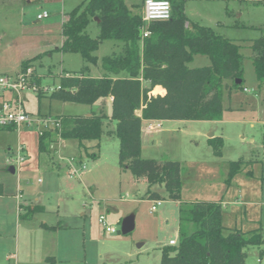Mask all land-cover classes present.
Wrapping results in <instances>:
<instances>
[{"label":"rangeland","instance_id":"1","mask_svg":"<svg viewBox=\"0 0 264 264\" xmlns=\"http://www.w3.org/2000/svg\"><path fill=\"white\" fill-rule=\"evenodd\" d=\"M124 1L132 13H141L143 0ZM184 1L185 14L190 22L211 28L242 45L243 87L248 92L237 90L228 94L224 88L219 121L162 122L160 134L144 145L141 157L179 162L181 201L219 203L222 225L226 229L247 232L260 227L264 238V83L259 86L256 80L249 47L252 40L264 36V0ZM35 2L27 8L25 18H21L22 25L30 27L22 33L20 20L11 16L6 18L8 15L1 17L4 13L0 7V44L5 48L9 41L1 31L15 40L11 47L21 41L36 42L37 50L30 52L36 58L32 61L35 71L40 75L51 74L56 84L58 77L73 76L86 64L79 54L63 53L44 46L47 40L57 41L59 13L64 10H54L58 0ZM41 10L50 13L51 21H57L49 29L43 26L44 21L34 23L37 11ZM86 32L95 39L99 32L97 24L90 23ZM119 50L120 44L116 42H102L93 53L98 63L89 66L87 75L100 77L103 73L100 60ZM9 54L12 52L7 49L0 53L8 58L0 67L2 72L11 75L16 68ZM209 65L206 57L197 55L188 67ZM21 99L25 110L33 116H40L39 112L54 120L61 114L86 116L89 112L103 113L107 117L105 128L111 130L114 127V122L109 121L110 104L104 101L89 106L61 102L47 96L38 104L37 95L32 92H23ZM49 126L54 129V123ZM213 137H220L224 142L220 158L214 157L209 147L208 141ZM52 139L57 140L56 132L52 133ZM53 145L58 146L57 143ZM20 146L25 149L21 154L25 161L13 164L16 173L11 175L7 171L8 160L17 157ZM74 146V141L66 142L71 155L72 152L76 155ZM63 147L59 142L62 156ZM118 148L115 136L104 135L98 157H82L85 172L80 178H70L65 168L58 170V176L46 171L42 164L50 166V157L48 153H39L38 134L34 128L23 126L19 130L0 131V158L5 156L4 162H0V183L8 193L0 198V264H47V255H42L45 250L55 256L57 264H160L161 248L168 246L169 240L178 242L179 239V204L167 199L162 185L149 187L146 179H136L130 171L122 170L118 165ZM50 154L57 156L51 151ZM240 159L244 164L229 178L228 163ZM37 162L42 165L39 169L35 167ZM27 164L32 165L31 169H25ZM17 186L24 188L22 203L34 202L37 198L36 203L42 205L45 212L34 213L30 220L17 218L11 200ZM149 192L157 193L161 200H149ZM152 206H155L154 211H151ZM20 213L25 216L26 212ZM130 215L134 217V229L122 235L121 222ZM100 216L105 217L115 233L104 230L98 222ZM58 220H61V228L53 232L46 228ZM244 252L245 264H264V245L260 248L248 246Z\"/></svg>","mask_w":264,"mask_h":264},{"label":"trees","instance_id":"2","mask_svg":"<svg viewBox=\"0 0 264 264\" xmlns=\"http://www.w3.org/2000/svg\"><path fill=\"white\" fill-rule=\"evenodd\" d=\"M167 1L171 7L169 20L147 26L141 13H132L124 0H83L66 14L61 26L60 51L79 54L86 66L69 78L60 76V90L49 99L89 106L111 99L109 121L114 122V127L105 128L107 117L103 113L61 115L57 117L60 126L56 135L60 140L76 143L79 159H96L102 137L115 136L119 142V167L130 171L136 179H146L149 187L162 185L167 199L179 204V239L177 245L161 248L160 264H245L244 249L264 245L261 232L226 229L219 203L181 201L180 163L144 159L140 155L143 121H219L223 89L228 94L244 91L242 45L211 28L190 22L184 0ZM92 22L99 31L95 39L86 32ZM142 28L150 33L146 38L140 35ZM104 41L120 44V50L100 60L103 71L100 77H90L89 66L98 63L93 53ZM249 47L260 86L264 83V36L252 40ZM197 55L206 57L210 65L189 68L188 64ZM35 59L23 62L21 70ZM143 83L148 86L144 87ZM155 87L163 89L164 94L149 95ZM37 97L40 99L42 95ZM138 111L140 116L136 114ZM52 141L51 132L39 136V153H48ZM208 143L212 155L220 158L222 138L213 137ZM242 164V159L228 163L229 178ZM3 195L0 184V196ZM148 195L149 200H161L157 193ZM36 212L42 213L44 208L29 207L20 218L30 220ZM46 228L56 230L61 224ZM259 254L262 256L263 252ZM46 263L57 264L53 256L47 257Z\"/></svg>","mask_w":264,"mask_h":264},{"label":"built area","instance_id":"3","mask_svg":"<svg viewBox=\"0 0 264 264\" xmlns=\"http://www.w3.org/2000/svg\"><path fill=\"white\" fill-rule=\"evenodd\" d=\"M171 15V7L167 0H143L141 8V16L143 23L147 26L151 22L166 21L169 20ZM47 12H42L37 16L38 20L48 18ZM149 31L142 28L140 35L142 38H146L149 35ZM62 77L69 78L70 75L65 74ZM60 90L59 83L57 84H41L39 76H37L31 67H27L24 70H20L15 76L0 75V95L3 91H9L13 94V101L0 102V129H12L19 130L23 126L34 128L39 136H43L46 132H57L60 126V119L56 118L52 120L50 117L33 116L27 113L22 106L21 94L23 92H32L36 95L50 96L52 93ZM245 92H248L244 88ZM54 123V129H51L49 124ZM161 121H149L144 130L147 132H153L161 129ZM60 139L53 140L49 146V150L56 154L59 161H63L66 164L67 175L70 178H80L85 172L86 166L79 158L64 157L60 154L59 150ZM58 146H54L53 144ZM23 147H18L17 157L14 160H10L9 163L19 164L24 161L22 156ZM158 202V201H157ZM155 202V203H157ZM155 210V206L151 207V211ZM98 222L103 226L107 233H115L114 228L107 224L104 216H100ZM177 242L170 240L168 246H175Z\"/></svg>","mask_w":264,"mask_h":264},{"label":"crops","instance_id":"4","mask_svg":"<svg viewBox=\"0 0 264 264\" xmlns=\"http://www.w3.org/2000/svg\"><path fill=\"white\" fill-rule=\"evenodd\" d=\"M35 1L36 0H0V7L2 8L1 13H4L3 15L1 14L2 15L1 17L5 18L6 15H8L6 18H8V17L10 18V16H11L12 19L15 17L16 19L20 20V23L19 24L21 26V33H22L23 30L30 28V27H27L26 25L23 26L21 22H23L22 20L26 16L27 8H30V6L33 3H36ZM82 1L83 0H58V2H55L56 3L55 4L56 6H54L53 4H51V5H53L56 8L54 10L60 11V12H62L64 10V12L59 13L60 14V19H59L60 25H59L58 39H57V41H54V40L53 41H48V40L45 41L43 44H44V46L46 48L50 49V48H53L54 47L55 50H58V51L60 50L59 48L62 45L61 26H62V24H63V22L65 20L66 14L68 13L65 10H67L68 8H72V7L74 9ZM141 8H142V6H141ZM42 12H45V11L44 10L37 11L36 16H35V22L34 23H38V22L44 21L43 26L45 27V29H49L50 26L53 25V24H55V22H57V21H51L50 20V17H51L50 13H48V15H49L48 18H45V19H42V20H38L37 19V16L39 14H41ZM21 18H22V20H21ZM1 33L9 41H7V43H5L6 44L5 45V48H4V44L3 45L0 44V53H3L4 51H6V49L9 52H12V54H9L8 56L14 62V65H15V68L16 69H15V71L11 75H8V73L2 72L3 69H1V67H0V75H4V76H15L22 69V63L23 62H27V61H30V60L33 59L32 54L30 52H34V50H37L38 44L36 42L35 43H31L30 40H28V41H21V42H19V44H16L15 47H11V45L15 42V40L13 38L8 37L2 31H1ZM22 36H24V35L22 34ZM47 39H49V38H47ZM0 41H1V38H0ZM1 57L2 56H0V66H2V64L4 62H7L8 61V60H6L8 58H5V57H2L1 58ZM33 63L34 62H29V67H31L34 70L35 74L37 76H39V81H40L41 84L51 85V83L52 84L55 83V80H54V78L51 77V74H48V75H40V74L36 73ZM49 78L51 80H53V81H51V80L49 81ZM57 83H58V79H57L56 84ZM143 86L144 87H147L148 85H147V83H143ZM163 94H164V91L160 87H155L149 93V95H153V96H155V95H163ZM43 97L46 98L47 96H42L41 98H43ZM13 99H14V96L9 91H3L2 94L0 95V102L5 101V100H7V101H13ZM40 99H38V97H37L38 104L40 103ZM110 100L111 99H106V100H104V103L106 102V103H109L110 104ZM21 101H22V99H21ZM100 103H102V102H100ZM22 106H23V109L25 110L24 101H22ZM25 111L27 113L31 114V115L33 114V113L28 112L27 110H25ZM89 113L90 114H88L86 116H89V115H91V113H94V112H89ZM37 114H40V116L43 115V114H41L39 112ZM136 114L138 116H140V111H138ZM61 115H69V114H61ZM148 122L149 121H143L142 122V126H141V152H140V155L142 154L144 145H147L149 142H152V140L154 138H156L160 134V129L159 130H156V131H153V132H147V131H145L144 130V127H145V125ZM161 128H162V124H161ZM8 130H12V129H8ZM0 131H4V130L0 129ZM67 141H70V140H60V142H62V145H64V147H63L64 148V157H74V158H78L79 150H78V147H77L76 143H75V146H76V155H73V152H72V155H71V154H69L68 147H66V142ZM17 150H18V148H17ZM7 151H10V149H7ZM24 151H25V149L23 148V152ZM48 156L50 157V158L49 157L48 158L51 161L50 162L51 163L50 166L49 165H46V164H42L43 166L46 167L45 168V169H47L46 171L53 172L52 175H55L56 174L58 176V174H59L58 173V170H60L61 168H63V169L65 168V171L67 173V168H66L65 162L59 161L56 156L55 157L52 156L50 154V150L48 152ZM4 160H5V156L3 155L0 158V162L3 163ZM10 160H12V159H10ZM10 160H8V164L10 166L7 168V171L9 172V174L14 175L16 173V169H15V166H13V164H16V163H14V162H13V164L12 163H9ZM24 161H25V159H24ZM42 165H40V163L37 162L35 167L37 169H39V168H41ZM10 167L14 168V173H11L10 172ZM31 167H32L31 164H27V166L25 167V169L29 170V169H31ZM53 169H55V171L57 173H54V170ZM19 173H20V171H19ZM37 183L41 184V182H39V180H37ZM0 184L3 186V193H4V195L3 196H0V198H3L4 196H8V193L5 190L4 185L2 183H0ZM23 190H24V188H23ZM23 190H22L21 187L17 186L15 188V190L13 191V195L11 197V200H12V209L14 210V212H17V218H19V219H20V215H21L20 212H22V211L23 212H26L29 207H31V208H33L34 206L43 207L42 205L36 203L37 198H35L34 202L29 201V203H25V202L22 203L20 200H22L21 193L23 194ZM190 202H193V201H190ZM238 203L240 204V202H238ZM44 212H45V208H44ZM59 223L61 224V220H58L55 225L53 224V225H47V226H56ZM235 230H238V229H235ZM255 230L261 231V228L258 227L256 229H253L252 231H255ZM49 231L53 232L55 230H49ZM247 232H251V230L250 231H247ZM243 233H246V232H243ZM42 255H47V257L52 256V255H50V252L47 251V250L43 251ZM53 257H55V256H53Z\"/></svg>","mask_w":264,"mask_h":264},{"label":"water","instance_id":"5","mask_svg":"<svg viewBox=\"0 0 264 264\" xmlns=\"http://www.w3.org/2000/svg\"><path fill=\"white\" fill-rule=\"evenodd\" d=\"M95 21L98 22L97 19H95ZM236 83L239 84L240 80H236ZM10 172L14 173V168L10 167ZM133 229H134V217L130 215L122 220L120 231L122 235H126L130 233Z\"/></svg>","mask_w":264,"mask_h":264}]
</instances>
